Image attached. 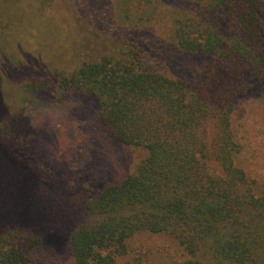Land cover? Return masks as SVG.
Listing matches in <instances>:
<instances>
[{
    "label": "trees",
    "instance_id": "1",
    "mask_svg": "<svg viewBox=\"0 0 264 264\" xmlns=\"http://www.w3.org/2000/svg\"><path fill=\"white\" fill-rule=\"evenodd\" d=\"M168 1L147 0L157 11ZM183 1L172 44L206 58L202 83L169 74L161 45L142 35L141 16L119 19L124 32L111 50L54 71L56 92L91 97L101 132L142 153L131 173L84 202L87 220L70 233L74 264H264V186L232 128L250 82L264 85V0ZM25 86L45 93L49 80ZM5 118L7 145L19 126ZM57 261L30 229L0 231V264Z\"/></svg>",
    "mask_w": 264,
    "mask_h": 264
},
{
    "label": "rangeland",
    "instance_id": "2",
    "mask_svg": "<svg viewBox=\"0 0 264 264\" xmlns=\"http://www.w3.org/2000/svg\"><path fill=\"white\" fill-rule=\"evenodd\" d=\"M120 2L0 0V124L6 117L19 126L13 143L0 140V231L30 229L53 250L57 264H74L70 233L87 220L84 202L120 182L142 155L101 132L91 97L58 93L53 81L55 70L71 72L117 44L124 32ZM143 3L127 1L124 23L141 16L142 35L161 45L169 74L202 83L199 68L206 58L172 44L174 19L188 11L187 4L169 0L157 11L154 3ZM44 78L47 92L28 91V80ZM250 86L235 105L232 128L243 137L241 155L263 187L264 85L252 80Z\"/></svg>",
    "mask_w": 264,
    "mask_h": 264
}]
</instances>
